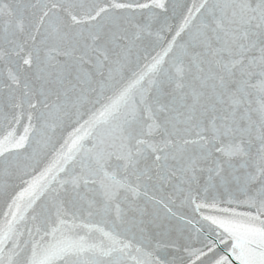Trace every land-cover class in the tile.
<instances>
[{"label": "snow or ice", "instance_id": "snow-or-ice-1", "mask_svg": "<svg viewBox=\"0 0 264 264\" xmlns=\"http://www.w3.org/2000/svg\"><path fill=\"white\" fill-rule=\"evenodd\" d=\"M0 264H264V0H0Z\"/></svg>", "mask_w": 264, "mask_h": 264}]
</instances>
